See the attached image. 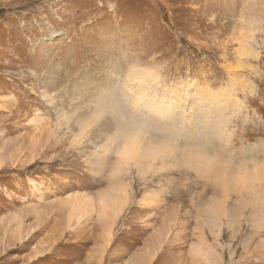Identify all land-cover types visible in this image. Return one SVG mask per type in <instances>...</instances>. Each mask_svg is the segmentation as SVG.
Instances as JSON below:
<instances>
[{"label": "rangeland", "instance_id": "1", "mask_svg": "<svg viewBox=\"0 0 264 264\" xmlns=\"http://www.w3.org/2000/svg\"><path fill=\"white\" fill-rule=\"evenodd\" d=\"M129 72L210 126L164 167L90 116ZM0 164V264H264V0H0Z\"/></svg>", "mask_w": 264, "mask_h": 264}, {"label": "clouds", "instance_id": "2", "mask_svg": "<svg viewBox=\"0 0 264 264\" xmlns=\"http://www.w3.org/2000/svg\"><path fill=\"white\" fill-rule=\"evenodd\" d=\"M149 78L137 79L133 72L115 76L99 90L89 102L90 116L97 118L96 125L103 123L108 131L104 140L113 137L117 142L135 138L145 147L168 146L172 151L166 158L181 156L210 132V126L163 100H148ZM223 144L225 140L218 137ZM203 150L204 164L209 170L226 166L222 148L211 152ZM185 168L195 171L185 165ZM199 174V173H198ZM207 208V204L203 206Z\"/></svg>", "mask_w": 264, "mask_h": 264}, {"label": "bare ground", "instance_id": "3", "mask_svg": "<svg viewBox=\"0 0 264 264\" xmlns=\"http://www.w3.org/2000/svg\"><path fill=\"white\" fill-rule=\"evenodd\" d=\"M148 75H149V73H148ZM142 77V76H141ZM143 78V77H142ZM146 78V77H145ZM143 80V79H142ZM147 91H149V90H147ZM149 93V92H148ZM156 94V93H155ZM155 94H153V97L151 98L150 97V99H151V101H161V100H163V101H165V102H167V98H164L163 96L162 97H160V98H157V96L155 95ZM202 94V93H201ZM200 94V95H201ZM206 94V93H205ZM204 94V95H205ZM207 99V98H206ZM149 100V99H148ZM168 103V102H167ZM172 103V102H171ZM174 103V102H173ZM111 139H114L113 137H110ZM131 139L132 138H129L127 141H126V143H125V145L122 147L123 148V154H122V159H125V161H126V158L125 157H127V158H133L134 160H133V162L134 161H136V160H139V164H140V167L138 166L137 168H138V170H139V172H142V165L144 164V162L146 163V165H147V167L149 168V169H151L152 168V166H154V165H152V164H154L155 163V160L157 161V160H159V161H161V166H163L164 167V165H166L167 164V160H166V156H167V154L169 153V152H171V151H165V149H164V146H161V147H159V148H156V147H152V148H149V147H145V146H143L142 144H141V142L140 141H135V142H133L132 144H131ZM199 149V148H198ZM191 153V152H190ZM186 155V154H185ZM203 155V154H202ZM203 159H204V157H202ZM201 159V158H200ZM177 162H179V161H177ZM121 163V162H120ZM135 163V162H134ZM1 165V164H0ZM123 165H121V166H118L117 165V167H116V169H115V171H114V174L116 175V174H118V171H120L121 170V167H122ZM203 166V165H202ZM256 178V177H255ZM121 189V188H120ZM123 189V188H122ZM122 189H121V191H122ZM123 190H125V189H123ZM121 191H117V192H121ZM123 192V191H122ZM121 192V193H122ZM125 192H126V190H125ZM144 200L146 201L147 200V198H149L148 197V194H145L144 195ZM118 200H120V199H117V201ZM76 202H77V204H74L68 211H67V217H66V220H67V223H66V225H67V227H69V229H71L72 227H71V223H72V221L73 220H76V221H78V222H80L84 217H86L88 214H87V210H85L84 211V207H83V204H84V201L83 200H75ZM143 201V200H142ZM119 202V201H118ZM120 204H117V205H120V207L123 205V203H121V202H119ZM125 205V204H124ZM85 206H87V205H85ZM85 208H87V207H85ZM93 211V208L91 207V212ZM43 228V227H42ZM59 229H57V231H58ZM35 233V232H34ZM58 233H59V231H58ZM57 235V234H56ZM34 237V236H33ZM50 239V238H49ZM207 248V247H206ZM205 248V249H206ZM201 250L203 249V248H200ZM211 251V250H210ZM36 253H37V251H36ZM40 253H44V251L43 250H41V252ZM38 255H39V253H37ZM36 254V255H37ZM206 254H207V252H206ZM209 254V253H208ZM208 258V257H207Z\"/></svg>", "mask_w": 264, "mask_h": 264}]
</instances>
